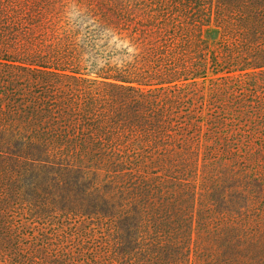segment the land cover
I'll use <instances>...</instances> for the list:
<instances>
[{"label":"trees","instance_id":"1","mask_svg":"<svg viewBox=\"0 0 264 264\" xmlns=\"http://www.w3.org/2000/svg\"><path fill=\"white\" fill-rule=\"evenodd\" d=\"M0 264H264V0H0Z\"/></svg>","mask_w":264,"mask_h":264}]
</instances>
